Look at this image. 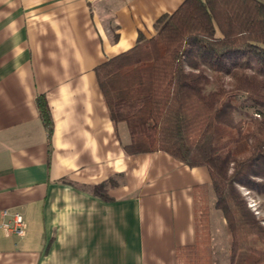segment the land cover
<instances>
[{"label":"crops","instance_id":"obj_1","mask_svg":"<svg viewBox=\"0 0 264 264\" xmlns=\"http://www.w3.org/2000/svg\"><path fill=\"white\" fill-rule=\"evenodd\" d=\"M183 1L0 0V264H177L176 248L194 243L207 170L126 155L94 72ZM3 211L23 217L22 237L2 228Z\"/></svg>","mask_w":264,"mask_h":264},{"label":"trees","instance_id":"obj_2","mask_svg":"<svg viewBox=\"0 0 264 264\" xmlns=\"http://www.w3.org/2000/svg\"><path fill=\"white\" fill-rule=\"evenodd\" d=\"M154 28L94 70L111 121L127 128L123 150L204 167L230 235L228 264H264V218L240 190L264 195V3L184 0ZM36 106L50 143L43 96ZM206 195L195 188L194 243L176 248L177 264H211Z\"/></svg>","mask_w":264,"mask_h":264},{"label":"rangeland","instance_id":"obj_3","mask_svg":"<svg viewBox=\"0 0 264 264\" xmlns=\"http://www.w3.org/2000/svg\"><path fill=\"white\" fill-rule=\"evenodd\" d=\"M248 112H254L252 109ZM237 117H240L237 115ZM246 196L249 206L259 216L264 218V195L248 192L240 188ZM209 206V225L211 229V245L207 248L211 264H228L227 256L229 250L230 235L225 227L221 213L213 207L214 197L212 192L206 195ZM213 262V263H212Z\"/></svg>","mask_w":264,"mask_h":264},{"label":"built area","instance_id":"obj_4","mask_svg":"<svg viewBox=\"0 0 264 264\" xmlns=\"http://www.w3.org/2000/svg\"><path fill=\"white\" fill-rule=\"evenodd\" d=\"M2 216L5 221L2 222V228L9 234L22 237L25 232V223L23 217L19 213H10L3 211Z\"/></svg>","mask_w":264,"mask_h":264}]
</instances>
